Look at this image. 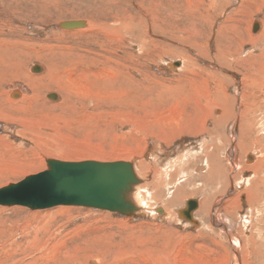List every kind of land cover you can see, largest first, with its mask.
Listing matches in <instances>:
<instances>
[{
	"label": "rangeland",
	"instance_id": "374dc122",
	"mask_svg": "<svg viewBox=\"0 0 264 264\" xmlns=\"http://www.w3.org/2000/svg\"><path fill=\"white\" fill-rule=\"evenodd\" d=\"M79 19L88 20L91 26L74 29L61 25ZM115 21H123L131 28L127 26L120 33L92 30V26L112 25ZM257 21L261 26L253 30L251 26ZM263 33L264 0H0V39L9 41L13 50L12 76L4 85L10 92L23 88L24 95L28 96L23 98L26 102L22 96L12 97L17 100V106L25 108L23 105H26L25 110L20 107L19 112L11 110L9 113L14 125L5 128L0 120V136L6 135L11 140L10 153H0V188L45 171L50 159L125 160L132 163L138 178L132 185L135 196L129 194L137 210L129 214L78 205L34 209L0 204V264H60L65 258L72 264H155L154 260L158 259L157 264H247L252 257L255 262L261 259L263 264L264 215L258 219V213L250 212L253 225L249 228L254 229L256 245L246 243L251 230L244 229L243 224L237 227L241 234L233 231L230 235L217 224L212 231L210 227L201 228L185 216L177 215V209L181 211L189 200L196 199L203 204L206 198L202 188L204 183H209V180L203 181L209 171L208 150L203 151L200 143H204L205 138L211 143L208 130L213 132L211 140L218 143V163L223 169L217 191L213 192L214 204L224 208L236 195L241 201L236 205L241 207L239 215L244 216L249 210L246 195H243L245 188L236 189L231 180L234 178L236 183L251 175V172L241 171L243 160L247 153L262 147L254 145L245 153L237 147L235 155L230 151L239 141L235 124L238 127L241 122L238 111L242 110L239 105L245 92L243 77L254 60L251 56L261 54L264 49ZM49 58L54 59V64L49 65ZM3 62L0 61V67L4 66ZM34 65H41L43 71L34 72ZM252 67L253 71L257 68ZM49 69L53 71L50 73ZM19 70H24L28 79L17 76ZM54 80L73 89L70 100L69 91L52 83ZM92 81L100 88L102 82L106 86L104 82H112L109 90L98 89L97 93L116 101L113 107L103 105L99 110L91 109L92 101H97V93L91 94ZM262 89V92L251 89L247 102L253 99L261 105ZM219 92L236 99L232 116L213 128V116L218 114L212 109L210 116H202L205 129L209 126L207 130L193 134L183 130L188 123L187 116L181 115L174 106H183L189 112L191 103L178 97L182 93H193L203 103L207 99L214 103L215 94ZM49 94H54L55 98H49ZM80 99L86 101L85 106L80 104ZM100 103L103 102L97 101L95 105L100 106ZM88 105L90 108L86 107ZM260 105L262 110L258 115L264 117V105ZM221 108L219 115L224 112L223 106ZM21 131L24 133H19ZM156 146L158 152L151 155L152 147ZM0 147V151L6 149ZM177 156L182 160H175L178 162L164 172L163 166L171 164L168 162ZM182 175L187 180L181 181ZM160 177L166 184L162 182L157 186L155 182ZM142 184H151V197L141 188ZM170 187L172 197L168 194ZM207 187L206 192L215 190L213 186ZM198 190L202 194H198ZM174 196V204L170 205ZM141 197L151 206L159 201L157 214L150 211ZM263 202L264 199L259 206ZM163 208H169V212L164 213ZM230 208L226 210H232ZM198 211L200 213V207ZM147 212L149 215H145ZM197 213L195 217L205 222ZM207 219L205 224H208ZM235 239L240 243L237 246ZM237 249H241V253L236 252ZM83 256L88 260L82 259Z\"/></svg>",
	"mask_w": 264,
	"mask_h": 264
},
{
	"label": "bare ground",
	"instance_id": "6f19581e",
	"mask_svg": "<svg viewBox=\"0 0 264 264\" xmlns=\"http://www.w3.org/2000/svg\"><path fill=\"white\" fill-rule=\"evenodd\" d=\"M243 2V1H242ZM248 3V2H247ZM245 5V4H244ZM243 5V6H244ZM259 6V5H258ZM246 7V6H245ZM248 8V7H247ZM116 18H118V16L116 17ZM120 19V18H119ZM254 20V19H253ZM88 21V20H87ZM86 20H81V19H79V20H76V21H73V22H79V25L77 24V26H76V29L77 28H86V27H88V26H91L90 25V23L89 22H87ZM69 22V21H68ZM70 22H72V21H70ZM132 22V21H131ZM253 22V21H252ZM114 23H116L117 24V27H115L114 26ZM112 25H110V24H107V25H100V27L99 26H92V30L94 31V32H102V31H104L105 32V30L106 31H109V30H111V31H117V33H120V32H122L123 30H125L126 28H127V24L126 23H123V21L121 22V21H115ZM126 24V25H125ZM62 26H63V24H61ZM131 25H129L128 27H130ZM261 26V23L260 22H255V23H253L252 24V29L253 30H257L259 27ZM64 27V26H63ZM124 28V29H123ZM131 28V27H130ZM75 29V28H74ZM96 29H97V31H96ZM263 29V28H262ZM71 30V29H70ZM84 30V29H83ZM87 30V29H86ZM136 30V29H135ZM263 32V31H262ZM261 32V33H262ZM116 32H115V36H117L118 34H117ZM128 33H130V32H128ZM132 33V32H131ZM135 33V32H134ZM133 33V34H134ZM260 33V32H259ZM107 34V33H106ZM257 34V33H256ZM88 35V34H87ZM112 35H114V34H112ZM135 35H137V34H135ZM135 35H133V36H135ZM142 36V35H141ZM262 37H264V33H263V35H262ZM118 38V37H117ZM136 38V37H135ZM138 38V37H137ZM108 39L109 40H111V38H109L108 37ZM118 40H119V38H118ZM142 40V39H141ZM112 41V40H111ZM113 42V41H112ZM0 61H4L3 62V64H4V66L3 67H0V120L5 124V128L8 126V129H9V126H12V125H14L13 123H14V120H12L11 119V115L9 114L10 112H12V111H14V112H19L20 111V109L21 108H23V107H19V106H17L18 104H17V100H13L12 99V97H20V96H22V100H23V98L24 99H26L28 96H26V95H24V91H22V89H20L22 92H23V94H21L20 93V91H19V89H16L15 91H13V92H10V91H8L7 90V85L5 86L4 85V81L5 80H7L8 79V77L9 76H12L11 74V66H12V59H13V50H12V48H11V44H10V42L9 41H7L6 39H0ZM33 52V51H32ZM20 53V52H19ZM3 56H2V55ZM257 54V53H256ZM251 55V54H250ZM30 57V56H29ZM251 57H254V60H252V64H251V67H250V69H249V71H247V73L244 75V79H243V87L245 88V92L242 94V97L241 98H243L242 99V103L240 102V104H241V106L239 105V107H242V110H240V111H238V113H239V116H241V122L239 123V125H238V127H237V125L235 124V130L237 131V134H238V143H236L237 144V146H236V148L234 149H232L231 151H230V154H233V155H235L236 154V149H237V147L238 148H240L241 150H243L244 151V153L245 152H247V151H249V150H252V148H253V146L254 145H258V146H260V147H262V149L261 148H259V149H257V147H256V151H254V153L253 152H251V153H247V156L245 157V159L243 160L244 161V163L245 164H243L242 166H241V171H243V173L245 172V171H247V172H251V175L249 176V177H244V178H241L240 180H238L236 183H235V181H233L234 180V178L231 180V182H232V185H234L235 186V188L236 189H238V188H245L244 189V192H243V195L245 194L246 195V205H248L249 206V210H247V213L243 216V215H239V211H240V208L241 207H239V208H237V204L238 205H240L241 204V201H240V198L239 197H237L236 195L234 196V198H231L230 199V201H228V203H227V205L224 207V208H221L220 206H218V205H216V204H214V196H213V194H215V193H213L214 191L216 192L217 191V186L216 185H218V184H220V177H221V173L223 172L222 170V167L219 165V163H218V161H219V156H218V147H216V144H218V143H214V141H212L211 140V137L213 138L214 136H211V133H213L212 131H209L208 130V132H209V134H210V142L211 143H207L206 142V138H205V142L203 143V142H201L200 144H202V148L204 149L203 151H205V150H208V152L206 153L207 154V158H206V160L208 161V164H206L207 166H208V169H209V171H208V173L205 175V177H204V179H203V181L204 182H206V181H208L209 180V183H208V185L209 186H213V188L215 187V190H213L212 191V193H210L209 191L208 192H206V189L208 190V185L206 184V183H204V188H202L201 190L203 191V194H204V192L206 193V198H204L203 200V204L200 202L199 203V201L197 202V200H196V205H195V208L192 210V219H191V221H194V224H197V226L199 225V227H210L211 228V230L213 231L214 230V225L215 224H217V225H219L220 227H221V230H223V231H225V232H227L228 234H230L231 235V232H233V231H235L236 233H238V235H239V233L241 234V231H238L237 230V227H238V225L239 224H243V228L244 229H246V230H248V229H250L249 228V225L252 227V225H253V223L251 222L252 220H250L249 219V216H250V212H251V214L253 215V213H252V211L253 212H255V213H258V216L256 215V218H261L260 216L261 215H264V209H263V205H264V202H263V205H261V203H260V206H259V202H261L262 201V199H264V136H261L262 134L261 133H263V135H264V117L263 116H259L258 115V111L260 110L259 108V105H260V102L259 103H255L254 101H253V99H252V102H247V98H251V93H250V90L251 89H255V91H260V92H262V88H264V49H261V54H259V55H256V56H251ZM246 58V57H245ZM249 58V57H248ZM182 59V58H181ZM54 60V59H53ZM52 60V58H49V65L50 64H54V61ZM60 60H63V59H60ZM248 60V59H247ZM246 60V61H247ZM250 60V61H251ZM59 61V60H58ZM73 62H76V61H73ZM189 62V61H188ZM234 62V61H233ZM248 62V61H247ZM184 63V62H183ZM244 63H245V60H244ZM249 63V62H248ZM36 64V63H35ZM169 64H170V66H172V62H169ZM42 65V64H41ZM41 65H38V66H40V71L42 70L43 71V67L41 66ZM218 65V64H217ZM35 66V65H34ZM72 66V65H71ZM252 66H257V68L253 71V67ZM70 68H72V67H70ZM33 69V68H32ZM50 70V73L53 71L52 69H49ZM52 70V71H51ZM56 70V69H55ZM117 70V69H116ZM57 71V70H56ZM213 71V70H212ZM14 72V71H13ZM35 72V71H34ZM49 73V74H50ZM110 73V72H109ZM122 73V72H121ZM218 73V72H217ZM254 73V74H253ZM36 74V73H35ZM56 74V73H55ZM127 74H129V73H127ZM16 75L17 76H20L21 77V79L23 78V79H28V74H26L25 73V71L23 70V71H21V70H19V71H17V73H16ZM52 75V74H51ZM93 75V74H92ZM227 75V74H226ZM34 76V75H33ZM54 76V75H53ZM116 76H118V75H116ZM225 76V75H224ZM55 77V76H54ZM59 77V76H58ZM43 78V77H42ZM47 78V77H46ZM60 78V77H59ZM64 78V77H63ZM119 78V77H118ZM185 78H187V77H185ZM190 78V77H189ZM34 79V78H33ZM51 79V78H50ZM113 79V78H112ZM128 79V78H127ZM129 79H130V76H129ZM31 80V78H29V81ZM60 80V79H59ZM59 80H54V81H52V83H57L58 85H60L62 88H64V89H67L68 91H69V93H67L68 94V99L70 100L71 98H70V90H73V89H71L70 87H69V85H67V84H64L63 82H61V81H59ZM125 80V77H124V79H123V81ZM33 81V80H32ZM64 81V80H63ZM25 82V81H24ZM35 82V81H34ZM203 82V81H202ZM30 83V82H29ZM92 83H94V81H92ZM98 83V82H97ZM104 83H106L107 84V86L106 85H103V82L100 84V85H102V87L100 88V87H98V84H96V82L93 84V90H92V92H91V94H95V93H97V91H98V89H101V91H102V89L104 90V89H110V84L112 83V82H104ZM126 83H127V80H126ZM115 84V83H114ZM117 84H118V82H117ZM97 85V86H96ZM222 85V84H221ZM120 87V86H119ZM122 87V86H121ZM14 88V87H13ZM126 87H124V89H125ZM223 88V87H222ZM108 89V90H109ZM94 91H96V92H94ZM113 91V90H112ZM118 91H119V89H118ZM206 91V90H205ZM212 91V90H211ZM220 91V90H219ZM117 92V91H116ZM120 92V91H119ZM104 93V92H103ZM108 93V92H107ZM246 93H248V94H246ZM29 94V93H28ZM34 94V93H33ZM101 94V93H100ZM100 94H95L96 95V98H97V101H99V102H103L102 104L100 103V106L97 104V105H95V102H97L96 100H91L92 101V105L91 106H93L94 105V107H92L91 109H95V110H99V108H103V105L104 106H107V107H113L114 105H115V102L112 100V99H108V98H106L105 96H101L100 97ZM117 94V93H116ZM116 94H112V95H116ZM121 94V93H120ZM164 94H165V92H164ZM176 94V93H175ZM175 94H173V98L174 99H176V97H174V95ZM228 94V93H227ZM75 96H77L76 94H75ZM87 96V95H86ZM89 96V95H88ZM91 96V95H90ZM118 96V95H117ZM231 96V95H230ZM230 96L229 95H226V94H222V92H219V93H216L215 94V102L213 103L210 99H207L206 101H205V103H203L200 99H198V97L196 98L195 96H194V94L192 93V94H187V93H185V94H183L182 93V95L180 96V97H178V98H182L183 100H185V101H188V102H190L191 103V111H187L183 106H178V105H175L174 107H175V109L177 108L178 109V111H179V113L181 114V115H183V114H186V121H188V123H187V125L183 128V130H187V131H189L190 133H194V132H203V131H205V130H207V128L209 127H207L206 129H205V127H204V125L205 124H203V122L204 121H202V120H204V119H202V116L203 115H206V116H208L209 114H210V111L212 110V109H214L216 112H217V114L218 115H214L213 116V121H214V123H215V126H213V128L214 127H216V126H218L222 121H224V119L225 118H227V117H231L232 116V114H233V110H234V107H235V105H236V99L234 100V98L232 99V98H230ZM30 97V96H29ZM38 97V96H37ZM95 97V96H94ZM108 97V96H107ZM111 97V96H110ZM161 97V96H160ZM169 97V96H168ZM32 98V97H31ZM87 98V97H86ZM89 98V97H88ZM162 98H164V97H162ZM39 99V98H38ZM118 99V98H117ZM166 99V98H165ZM19 100V99H18ZM73 100V99H72ZM111 100V102H109ZM119 100V99H118ZM160 100V99H159ZM162 100V99H161ZM23 101H25V100H23ZM32 101H33V99H32ZM26 102V101H25ZM36 102V101H35ZM226 102L228 103V105L226 104ZM33 103V102H32ZM239 103V102H238ZM17 104V105H16ZM21 104V103H20ZM19 104V105H20ZM80 104L81 105H83V106H85L86 105V101H83V100H81L80 99ZM163 104V103H162ZM192 104H193V106H192ZM33 105H35V104H33ZM263 105H264V101L263 102H261V107H263ZM23 106H25V108H26V105H23ZM29 106V105H28ZM219 106H223V109H224V112L222 113V114H220L219 115V112H221V107H219ZM237 106V105H236ZM87 108H90V105H88V106H86ZM25 108H23L24 110H25ZM233 109V110H232ZM240 109V108H239ZM12 110V111H11ZM262 110V109H261ZM260 110V111H261ZM242 111V112H241ZM259 111V112H260ZM214 112V111H213ZM102 113H104L103 111L101 112V114ZM116 114V113H115ZM117 114H118V112H117ZM175 116V115H174ZM199 116V117H198ZM201 116V117H200ZM210 116V115H209ZM212 116V115H211ZM200 118V119H199ZM180 119V118H179ZM178 119V120H179ZM199 119V120H198ZM19 120H21V119H19ZM182 120V119H181ZM196 120H198V122H194V121H196ZM161 121V120H160ZM180 121V120H179ZM184 121V120H183ZM206 121V120H205ZM186 123V122H185ZM147 124V123H146ZM145 124V125H146ZM183 124V123H182ZM212 124V123H211ZM233 124V123H232ZM258 124H261V126H259ZM23 125V124H22ZM207 125V124H206ZM210 125V124H209ZM2 127V126H1ZM229 127V126H228ZM232 127H233V125H232ZM4 128V127H3ZM152 128V127H151ZM154 128V127H153ZM152 128V129H153ZM156 129V128H155ZM160 129V128H159ZM255 129H256V132H255ZM5 130H7V129H5ZM12 130V129H11ZM11 130H9V131H11ZM14 130V129H13ZM17 130V129H16ZM150 131H151V129H150ZM149 132V131H148ZM156 132V131H155ZM161 132V131H160ZM163 132V131H162ZM255 132V133H254ZM19 133H21V134H23L24 133V131H21V132H19ZM229 133V132H228ZM18 134V133H17ZM154 135V134H153ZM161 135V134H160ZM200 135H202V134H200ZM206 135V134H205ZM23 136V135H22ZM161 137H163V136H161ZM168 137V136H167ZM190 137V136H189ZM203 137H205V136H203ZM19 138H21V137H19ZM202 138V137H201ZM23 139H25V138H23ZM163 140V139H162ZM237 140V139H236ZM11 141V140H10ZM10 141H9V138H7V136L6 135H4V136H0V146H2V148H6V149H1V151H0V153H10L9 152V148L8 147H10ZM22 141V140H21ZM201 141V140H200ZM203 141V140H202ZM208 141H209V139H208ZM220 143V142H219ZM152 146V145H151ZM161 146V145H160ZM219 146V145H218ZM201 147V146H200ZM1 148V147H0ZM215 149V150H214ZM3 150V151H2ZM166 150V149H165ZM184 150V149H183ZM260 152H259V151ZM11 151V150H10ZM179 151V150H178ZM202 151V152H203ZM216 151V152H215ZM152 153H151V155L153 154L154 155V153H156V152H158V147L156 146V147H152V151H151ZM5 155V154H4ZM3 155V156H4ZM124 155V154H123ZM147 155H149V154H147ZM159 155V154H158ZM180 156H181V153H180ZM194 156V155H193ZM137 157V156H136ZM148 157V156H147ZM150 157V156H149ZM157 156L155 155V158H156ZM230 157V156H229ZM236 157V156H235ZM127 158V157H126ZM178 158V159H177ZM183 158V157H182ZM241 158V159H242ZM123 159V158H122ZM50 160H56V161H59V162H66V161H64V160H57V159H50ZM128 160H130L129 158H128ZM175 160H182V159H180V157L179 156H177L174 160H172V161H169L168 163H171V164H169V165H167L166 167H164L163 166V171L164 172H166L167 170H169L170 168H171V166L170 165H172V167L174 166V164L175 163H177L178 161H175ZM228 160H230L229 158H228ZM233 160V159H232ZM231 160V161H232ZM84 161H88V160H84ZM94 161H97V160H94ZM123 161H125V160H123ZM142 162H143V160H141ZM227 161V160H226ZM69 162V161H68ZM71 162H80V161H71ZM126 162H129V161H126ZM133 162V161H132ZM140 162V161H139ZM138 162V163H139ZM141 162V163H142ZM229 162V161H228ZM131 163V162H130ZM138 163H134V164H138ZM140 163V164H141ZM132 164V163H131ZM157 164V163H156ZM230 164V163H229ZM139 165V164H138ZM164 165V164H163ZM231 165V164H230ZM139 166H141V165H139ZM138 166V167H139ZM205 166V165H204ZM237 166V165H236ZM50 168V165H49V161H48V169ZM137 168V167H136ZM200 168V167H199ZM204 167H202L201 169H203ZM138 169V168H137ZM139 169H143V168H139ZM193 169V168H192ZM47 170V169H46ZM162 170V169H161ZM245 170V171H244ZM142 172H144V169L143 170H141ZM230 171V170H229ZM228 171V172H229ZM234 171H236V170H234ZM234 171L233 172H231V173H234ZM138 172V171H137ZM147 172V171H146ZM157 172V171H156ZM157 173H159V172H157ZM162 173V172H161ZM160 173V174H161ZM230 173V172H229ZM235 173H237V172H235ZM154 174V173H153ZM152 174V175H153ZM159 174V175H160ZM223 174V173H222ZM146 175H148V174H146ZM162 175H164V174H162ZM197 175V174H196ZM151 176V175H150ZM155 176H156V174H155ZM158 176V175H157ZM156 176V177H157ZM167 176H168V173H167ZM191 176V175H190ZM193 176H195V175H193ZM200 176H202V175H200ZM184 177H185V175L183 176L182 175V177L180 178L181 179V181H184V180H187L186 178L184 179ZM198 177V176H197ZM196 177V178H197ZM161 179H162V177H160ZM165 178V177H164ZM194 178V177H193ZM161 179H159V180H157L155 183H157V186H159L160 184L162 185V182H163V179L161 180ZM184 179V180H183ZM149 180H150V178H149ZM156 180V179H155ZM148 181V180H147ZM191 181V180H190ZM177 182V181H176ZM155 183H153V184H155ZM164 183V182H163ZM215 183H217V184H215ZM166 184V182L164 183V185ZM229 184V183H228ZM10 185V184H9ZM143 186H141V188L145 191V193H148L149 194V192H150V188H149V185H151V184H142ZM222 185V184H221ZM8 186V185H7ZM136 186V185H135ZM137 187V186H136ZM154 187V186H153ZM162 187V186H161ZM169 187V186H168ZM174 187V186H173ZM200 187V186H199ZM223 187V186H222ZM221 187V188H222ZM132 188H134L133 186H132ZM152 188V187H151ZM159 188V187H158ZM163 188V187H162ZM164 188H166V187H164ZM163 188V189H164ZM153 189V188H152ZM161 189V188H160ZM198 189V188H197ZM196 189V190H197ZM226 189V188H225ZM137 190V189H136ZM143 190H141V192L143 191ZM153 190H155V189H153ZM221 190H223V188L221 189ZM139 191V190H138ZM143 191V192H144ZM157 191H159V190H157ZM181 191L183 192V190L181 189ZM188 191V190H187ZM225 191V190H224ZM230 191V190H229ZM153 192H155V194H156V191H153ZM165 192H166V190H165ZM164 192V193H165ZM173 192V189H172V187H170V188H168V194H169V197L171 196L170 194ZM199 192L202 194V192L200 191V190H198V194H199ZM221 192V191H220ZM232 192V191H231ZM129 193H131L130 194V196H135V193H136V191L135 190H131ZM129 193H128V196H129ZM145 193H143V194H145ZM161 193V192H160ZM159 193V194H160ZM184 193V192H183ZM192 193V192H191ZM196 193V192H195ZM224 193V192H223ZM227 193V192H226ZM242 193V192H241ZM153 194V193H152ZM154 194V195H155ZM166 194V193H165ZM140 195V194H139ZM175 195V194H174ZM223 195H225V194H223ZM142 196V195H141ZM173 196V195H172ZM171 196V197H172ZM197 196V195H196ZM139 197V196H138ZM145 197H148V195L146 196L145 195ZM149 197H151L150 196V194H149ZM155 197H156V195H155ZM160 197H161V195H160ZM141 198H143V197H141ZM158 198V197H157ZM175 196H174V198L173 199H170V205H171V203H173L172 201L173 200H175ZM216 198V197H215ZM149 199V198H148ZM166 199H167V197H166ZM145 200H146V198H145ZM159 200V199H158ZM228 200V199H227ZM143 201H144V198H143ZM166 201V200H165ZM151 202V201H150ZM157 202H159V201H157L156 200V203ZM167 202V201H166ZM169 202V201H168ZM167 202V203H168ZM142 203V202H141ZM147 203V201L145 202L144 201V204H146ZM153 203H155V201L153 202ZM155 203V204H156ZM185 203V202H184ZM199 203V204H198ZM148 204V203H147ZM153 205V206H151V205H149L148 204V206H149V208H150V211H153V212H155L156 211V207L157 206H159L158 204H156V205ZM174 204V203H173ZM186 204V203H185ZM226 204V203H225ZM169 205V206H170ZM187 205V204H186ZM232 205V207L230 208V206ZM164 206V205H163ZM162 206V207H163ZM168 206V207H169ZM200 207V213H199V211H198V213H199V215L202 217V218H204L205 219V222H206V219L208 220L207 222H208V224H205V222H203L202 220H200L199 221V219H197L196 217H195V214L197 213L196 212V209H198ZM140 208V207H139ZM179 208V207H178ZM186 208H187V206H186ZM226 208H230V209H232V210H230V211H228V210H226ZM247 208V207H246ZM261 208V209H260ZM164 210H163V212L164 213H168L169 212V208H163ZM157 210H158V208H157ZM168 210V211H167ZM178 210V212H177V215L179 216V217H181V215H180V209H177ZM222 210L225 212V214L222 212ZM141 211V210H140ZM242 211H245V210H242ZM158 212V211H157ZM196 212V213H195ZM241 212V211H240ZM149 213L150 212H147L145 215H149ZM156 213V212H155ZM198 213H197V215H198ZM157 214V213H156ZM230 215V218L227 216V215ZM242 214V213H241ZM165 215V214H164ZM176 215V214H175ZM169 216V215H168ZM162 217V216H161ZM194 217L196 218V219H194ZM182 218V217H181ZM184 218V217H183ZM227 218H229L230 220H228ZM251 218V217H250ZM187 220V219H186ZM190 220V219H189ZM198 220V221H197ZM196 221H197V223H196ZM179 222H181V223H183V224H185L186 223V225H189L187 222H185V221H183V220H180L179 219ZM249 222H250V224H249ZM260 223V222H259ZM264 223V222H263ZM205 230H207V228L205 229ZM210 230V229H209ZM251 231H249L250 232V234L249 235H245L246 236V243H249V245H256V237H253V234L252 233H254L253 232V230L254 229H250ZM257 230H258V228H257ZM198 231V230H197ZM258 231H260V230H258ZM211 232V231H210ZM245 231H243V233H244ZM202 233V232H201ZM205 233H208V231L207 232H205ZM246 233H247V231H246ZM263 234V233H262ZM244 236V237H245ZM220 237V236H219ZM224 238H226V237H224ZM223 238V239H224ZM243 238V237H242ZM222 239V240H223ZM220 240V239H219ZM221 240V241H222ZM243 240V239H242ZM39 241V240H38ZM101 241H102V239H101ZM218 241V240H217ZM229 241V240H228ZM103 242V241H102ZM214 242V241H213ZM232 242V241H231ZM234 244L237 246V245H239L240 243H239V241H238V239H235L234 241ZM240 242H241V240H240ZM264 242V241H263ZM144 243V242H143ZM219 243V242H218ZM233 244V243H232ZM242 244V243H241ZM223 245V244H222ZM105 246V245H104ZM231 246V245H230ZM229 246V247H230ZM41 247V246H40ZM111 247V246H110ZM233 247H234V245H233ZM232 247V248H233ZM96 248V247H95ZM104 248V247H103ZM116 248V247H115ZM101 249V248H100ZM99 249V250H100ZM105 249V248H104ZM235 249H236V247H235ZM256 249V248H255ZM106 250H108V249H106ZM109 250H111V249H109ZM115 250V249H114ZM229 250V249H228ZM241 250V249H240ZM240 250H236V252H238V253H241V251ZM86 251V250H85ZM116 251H117V249H116ZM234 252H235V250H233ZM257 251V250H256ZM99 252H101V251H99ZM109 252V251H108ZM107 252V253H108ZM114 252V251H113ZM144 252V251H143ZM142 252V253H143ZM98 253V252H97ZM117 253V252H116ZM120 253H121V250H120ZM124 253V252H123ZM122 253V254H123ZM130 253V252H129ZM145 253V252H144ZM228 253V252H227ZM99 254V253H98ZM117 254H119V253H117ZM121 254V255H122ZM132 254V253H131ZM140 254H141V252H140ZM82 255H84V254H82ZM128 255V254H127ZM133 255V254H132ZM143 255V254H142ZM233 255V254H232ZM240 255V254H239ZM251 255H253L252 253L250 254V258L252 257ZM255 255V254H254ZM259 255H261V254H259ZM63 256H64V254H63ZM77 256V255H76ZM85 256V255H84ZM83 256V258L82 259H84V260H86V257H84ZM86 256H88V255H86ZM116 256V255H115ZM118 256V255H117ZM154 256V255H153ZM234 256V255H233ZM249 256V255H248ZM67 257V256H66ZM91 257V256H90ZM96 257V256H95ZM108 257V256H107ZM120 257V256H119ZM142 257V256H141ZM144 257V256H143ZM146 257H147V255H146ZM145 257V258H146ZM160 257V256H159ZM240 257V256H239ZM93 258V257H92ZM97 258V257H96ZM118 258V257H117ZM121 258V257H120ZM134 258V257H133ZM144 258V259H145ZM149 258V257H148ZM148 258H147V262H148ZM152 258V257H151ZM156 258V257H155ZM158 258V257H157ZM79 259V258H78ZM106 259V258H105ZM116 259V258H115ZM58 260V259H57ZM88 260V259H87ZM86 260V261H87ZM97 260V259H96ZM101 260H104V259H101ZM146 260V259H145ZM170 259H168V261H169ZM94 261V260H93ZM108 261V260H107ZM120 261H122V260H120ZM153 261V260H152ZM160 261H162V260H160ZM72 262V261H71ZM70 261H67L66 260V258L65 259H62L61 260V262H60V264H72ZM74 262V261H73ZM81 262H83V261H81ZM96 262V261H95ZM132 262V261H131ZM156 262H159V259H158V261H156ZM155 262V260H154V262L153 263H155V264H157ZM163 262H165V260L164 261H162V263ZM87 263V262H86ZM85 263V264H86ZM89 263V262H88ZM112 263V262H111ZM111 263H109V264H111ZM123 263V262H122ZM240 263V262H239ZM239 263H236L235 262V264H239ZM100 264V263H99ZM104 264V263H103ZM169 264V263H168ZM242 264V263H241ZM247 264H261V259L258 261V262H255L254 261V258L252 257V259L249 261V262H247ZM263 264H264V260H263Z\"/></svg>",
	"mask_w": 264,
	"mask_h": 264
},
{
	"label": "water",
	"instance_id": "95a60500",
	"mask_svg": "<svg viewBox=\"0 0 264 264\" xmlns=\"http://www.w3.org/2000/svg\"><path fill=\"white\" fill-rule=\"evenodd\" d=\"M77 24L79 22L72 21L63 23V26L74 28ZM40 69L36 65L33 70ZM49 98L53 99L55 95L49 94ZM49 165L45 171L0 188V204L25 205L34 209L78 205L123 214L137 210L128 196L132 185L138 182L130 162L49 160ZM196 203L195 199L189 200L187 208H183L180 214L191 220Z\"/></svg>",
	"mask_w": 264,
	"mask_h": 264
}]
</instances>
